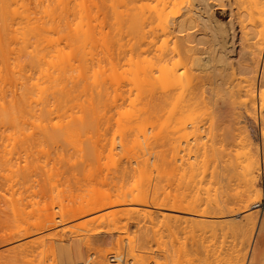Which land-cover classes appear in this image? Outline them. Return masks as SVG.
Listing matches in <instances>:
<instances>
[{
	"label": "bare ground",
	"instance_id": "6f19581e",
	"mask_svg": "<svg viewBox=\"0 0 264 264\" xmlns=\"http://www.w3.org/2000/svg\"><path fill=\"white\" fill-rule=\"evenodd\" d=\"M244 1L245 0H243V2ZM247 1L250 7V14L254 13L257 15V17H253L251 29H249L250 33L249 31L247 32V34L242 32L243 34H245V37L241 39V37L239 36V30H237L236 27L237 23L235 21V12L232 0H0V23L2 25V27L0 25V264H44L43 255L48 251H53V246H55L54 236L57 237V234L59 235L61 231H65V233L61 232L64 234H66V231H69L71 233L86 232V234L92 233V235H99L105 232L109 233L110 229H112L110 227H113L112 230L120 234L116 243L117 249L115 250L119 252L121 249H123V243L126 242L129 248V255L131 256L130 263L133 264V260H135L138 264H143L144 262L143 257L137 253V247L138 249L145 248V246L149 245V243L151 244V242L153 241H156L157 243L159 241H161V243L164 242V233H167L165 234V237L166 235H170V238L174 237L171 240L174 241L175 239L174 244H176L177 238H175V236L177 235L176 233H178L176 232V229L178 230V222H184L186 224L190 223L191 225L196 226L197 228H194L198 229V233L201 230L203 232L205 231L203 233V236L208 231L210 233H213V235H210V233H207L206 235L211 236L210 240L212 239V237H215L213 238L214 241L212 242L209 240H205L208 242L206 243L203 239L204 246L202 245V247H212L211 242L213 243V245L216 241H221V243L224 242L225 238H227V233L225 232L224 234L226 237H224V240L221 239L218 241L220 232L225 229L223 227L224 224L225 226H228L230 223L233 227L232 222L235 221L232 220H234L237 214H241V212H245L248 209L252 208L249 204V201L251 202V197H253L254 191L257 195L261 192H259L260 187L257 185L258 176H256V172L260 171V160L258 154L259 151L257 152L258 148L256 149L257 146L254 145V150V147L252 148L251 145L247 144V146H249L246 148L247 151L244 150V152L242 150V155L238 153V155L236 154L238 157L236 156L237 160L236 162H234L237 164H235V167L238 171L241 169V178L237 175L236 178H240L241 180H239L242 182L240 183L238 180L237 185H239V183L242 184V186L240 187H243V190L239 195L240 198L236 195V193L238 194L239 191L235 193V195L239 198V201L236 202L235 199L237 200V197L235 198L234 196V200L232 201V197L229 198L226 197L227 195L225 196L227 188L224 191L225 193H222L223 190L221 189L224 187L225 183L220 189V186H222L223 184L221 183V179L223 176L220 175H223L225 171L227 173V171L229 170L227 168L230 165L227 167H225L224 165L226 170H223V173L221 171L220 173L222 174H218L219 172L216 171V168L218 166H214L215 169L213 168L214 170H211L212 174L210 170L208 172L211 175L210 179L207 177L208 180H206V176H208L206 175L207 172H205V170L203 169L202 173L201 170V168H203L204 164L206 163L205 161H207H204L202 159H204L206 155V157L209 158L208 155L210 154V152V156L215 155L216 151L213 149L215 146L211 148L213 145H210L208 147L212 149H208V151L206 148L208 145H206L204 141V143H201V141L198 140L200 139V137H202L200 136V133L202 132L200 131L199 133V129L201 127L199 128L198 124H201L200 121L203 117L199 121L197 120V118H199L197 116V113L200 112V110L198 112L196 111V113L192 112L196 107V104L200 103V101L196 102L195 100L199 97L198 92H195L192 87L191 89H193L194 93H197V96L192 93L193 91H188L190 95L195 96V98L192 96H187V98H184L183 94L185 95V93L183 92H185L186 90H183L181 95L177 93L175 94V88H173V91H169L174 92V94L167 93L164 95L161 93L163 95L161 96V94L159 95L156 92L155 93L157 95H155L153 91L155 88L153 87L156 85L155 83H157L156 81L158 79H160L158 80V82L162 80L166 82L167 80L162 76L166 75V73L168 72V70L166 69L171 66V63L169 66L167 64H169V59H171L172 62L173 57L170 58L166 55H176L180 59V56L178 54L181 52V50L182 52H191L192 49L188 46V44H191L190 42H196L197 45H199L206 39L205 38L203 40V36L199 37L200 35L198 36L197 34H195L197 32H191V30H194L196 27H198V24L206 25L210 30L209 32H211L210 39L213 43L212 53L214 57L209 56V58H201L202 60H200V57L198 58L197 56H195L197 58L191 57L193 59L188 60V58L185 61L188 60L190 65H193L194 67L196 66L198 68L205 67L203 65H211V70L219 66L231 67L232 69V67L236 63L239 64L238 74H240V79H242L238 85H244V88L240 86L237 87L242 88V90L245 89V92L242 91L240 93H244L243 95H245L246 93L245 96H247V98L245 96L244 98L240 97V99L242 100L240 105L244 108V110H246L247 113L256 109L255 97L257 92V96L259 99L258 108L260 113L259 121L261 126L262 124L264 125V116H261V109L264 107V91H260L261 89H259L260 86H264V56L261 68L258 67L259 64H257L259 63V54L261 52L260 40L264 38V0ZM155 2L157 3L156 5H154ZM216 7H221L222 9L224 8V10L227 12L229 19L226 22L217 19L214 16L213 9H215ZM171 8H178V11L175 9L178 13L173 10L176 16L172 13L173 11H170L171 13L168 11L171 10ZM203 10H206L208 16L203 15ZM167 11L168 14L170 13L171 15L168 16ZM102 12L104 16L102 15ZM101 16H103L104 20H106H102ZM108 18L113 21H111L110 24H112L111 26L114 31L115 39L112 35L113 31L109 32L111 27L107 30L108 32H105V26L102 25L108 23ZM100 20H102L103 22H101ZM98 21H100L101 23ZM99 23L102 25L101 28L103 30L99 29ZM258 27H261V29H258ZM124 30H126V35L128 34L129 36L131 35L133 37L128 38V41L131 38H135L136 42L134 41V43L139 42L138 46L133 43L130 45L125 44L123 46V49H125V51H127L128 48L125 47L126 45L131 48L135 45L138 47L137 48L135 46L138 52V55H136V57L138 58L135 57V59H132L135 60V62L133 61L134 63L131 60V57L135 56H132L133 49L130 48V50L132 51H130L131 53L127 51L130 54H127V56H131L130 61L132 62L130 64L128 58V60H126L128 61L127 64H130V66L133 67L131 69V67L129 68L128 66L129 69L127 68V71L124 67V71L119 67L117 68V66H123V64L125 65V61L123 62L122 60V63L120 65V57H118L119 62L117 60V63L119 65H115V63L113 62L116 61L114 59L116 55L114 54L115 49L113 47L119 45V47H116L117 49H121L120 41L122 39L120 40L119 38L121 35L122 37L124 36ZM189 32H191V34ZM184 33L188 34H186V36H181ZM156 35H159V39L160 36H163L164 38L166 37V40H164V44H168V38L172 37L173 40H169L170 45L173 43L172 49L170 48L171 50H169V47L171 46L165 45L166 47H168L167 51L171 53L167 54L168 52L166 50H161L160 52V50L158 49V45H160L163 41V37L160 39V41H162H159L160 44L156 46L158 40ZM116 36L119 37L117 38ZM125 36L123 38H125ZM155 39H157L156 42ZM243 41L245 42V46ZM124 42H121V44H123ZM241 42L243 43V45ZM240 45L241 47L244 46L241 49L242 51H238V47H240ZM155 49L160 52V55H164V58L161 59L159 56H155V52H157V50L155 51ZM121 50L119 51L122 52ZM110 51H112L115 57L112 58V56L114 55L110 53ZM194 51L195 50H193V52ZM122 53V55H124V52ZM109 54L112 55V61L108 62L110 63L109 65L107 63V68V66L103 63L107 62V55L109 56ZM187 54L188 53H186L185 57H189L187 56ZM200 56L203 57V55ZM95 57L97 59L96 62L93 61L95 60ZM157 57H159L160 60ZM239 57H241L243 60L245 58L244 62L242 61V59H239ZM105 58L107 59L106 61ZM156 58L159 60L157 62H160L159 67L158 65H156L159 64L156 62ZM165 59L168 60L166 61ZM163 61L164 65L162 64V67L161 62ZM165 62H168L166 64L168 67L165 65ZM95 63H97V65ZM182 64L183 69L186 70V68H184L185 63ZM177 65L180 66V64ZM156 66L158 68V71L160 69L161 73H159V76L161 77L158 78L156 77L157 74L155 73V71H157V69H155ZM176 66H174V70H176L175 68L179 67ZM188 66L187 68L189 69ZM236 67L238 66L236 65ZM170 69L171 68H169V70ZM130 70L132 71V73H130ZM185 70H183L184 74L186 73L187 75H189L187 78H185L186 75H183V77L185 76L184 78L186 79V81L183 77L182 78L184 80L178 76V72L176 73L173 70L169 71L168 75L171 76V79H177L175 82L173 81V83H176L178 81L177 84L181 87H185L187 85V89L189 88V85L190 87L191 85H196L195 87H197V83L200 82V80H198L200 76H198V78L195 76L198 81L197 83H195L196 81H194L195 84H192V80L194 77L191 78V75L187 73V70ZM219 70L220 69H218V72ZM121 71H126L132 74L131 77L133 79H131L132 81L130 80V82H134L132 84L137 85V93L135 96V98L137 97V99L136 101L131 99V101L135 102H132V104L129 100L130 104L128 105L130 106H127L128 108L126 107V109H124L125 107L121 108L114 106L117 109L116 113H114L113 115L108 111V109H110V105L107 106V103L109 104V102H107L108 97L106 99H104L105 97H103L105 94H107V91L105 90L106 88H104V90L106 91L104 92V94L103 90H101L103 88L100 85H104L101 84L102 81L106 84L107 79L108 81L113 80L112 82L114 83V81H121V78L123 76L129 78L127 77V74L129 73H123L124 75H121ZM232 71H234V69ZM214 72L216 73V71ZM194 74L196 75V73ZM92 82H95L94 84L97 87L96 90L95 86L94 89L92 87L91 90V86H93ZM113 83H110L111 86L114 85ZM107 86H109V83ZM181 87L179 89V92L181 90ZM214 87L218 88V86ZM113 88H116V86ZM119 88L120 87H118V89ZM191 89L189 90L191 91ZM198 89H196V91L198 90L200 93L202 90L200 91L199 86ZM214 91L216 90H211V92L213 93ZM114 92L116 93V90H114ZM118 92L116 95L117 98L119 95H121V93H119L118 95ZM203 93L204 92L202 91V95ZM240 95L242 96V94ZM157 96L159 97L156 98ZM119 98L121 97L119 96ZM245 98L246 100H244ZM200 99H197V101ZM113 101L115 103L116 100L113 99ZM202 102L200 104H202ZM165 105H168L165 107V109L167 107L169 109V106L172 107L171 109H169L170 111L168 112V114H166L168 115L166 119L165 117H162V112L165 113L168 111L167 109L165 110L162 108ZM194 105L195 107L193 108ZM106 106L109 108L107 109ZM158 108H162L163 111L160 109L162 111L160 112ZM197 108H195L194 110L200 109ZM203 108L205 107L203 106ZM255 111L256 110H254V112ZM108 113L110 115H108ZM192 113H195L196 116ZM158 115H162L161 118L163 119L160 120ZM106 116L109 117V119ZM113 116H115V118L116 116L118 117L117 119H115ZM140 117L142 118L141 120ZM193 117H196V119H194ZM112 118L116 121V134L114 132L111 137H107V134L105 133H107L106 131L108 127L103 123ZM151 118L154 119L153 122L155 123L153 124H156V122H158L159 124V122L162 121L163 123L162 125H160V122L159 127H162L166 130L172 126L168 118H171L172 122L175 121L176 124H172L174 127L177 126L174 129L175 131H177V133L173 129H171L173 127L170 128L171 130L166 131L167 134V132L170 133L173 130L174 133L172 132L170 135L179 134L177 138L174 136L169 137L171 139H178L177 141L174 139L175 142H173L172 140V147L169 143V147L172 148V156L169 157H172L173 161L171 160V158L167 160L166 156H164L163 154L164 157L159 156V159L161 161L156 160L158 161L159 165L158 163H155V159H157L158 157L154 156V153L157 154V152H155V150L153 151V148H156V146H151L150 144H152L154 141L157 142L160 139L158 144L161 145V141L164 143V140H162L161 138L163 134H158L161 136L159 138L154 135V132H156L159 127L156 130L154 129V127L158 124H156L155 126L152 125ZM196 120L197 122L199 121L197 124ZM166 122H169L168 124L171 126H168ZM101 125H104L103 132ZM165 125L168 128H166ZM150 126H154L153 129L155 131ZM105 127L107 128L105 129ZM149 127L151 131L148 129ZM162 128L160 130L161 132H164ZM128 130L130 131V134L132 133V136H129L130 134L128 133ZM118 133L121 134L119 135L120 141L116 142L115 136L117 135L118 137ZM151 134H153L158 140H155V137ZM124 135H127V137H125ZM151 138L152 141L154 140L153 142H151ZM164 138L167 137L163 136V139ZM189 138H191V141L193 140L195 143L193 144V142H190ZM141 139H143V141ZM59 143H61L60 146L63 147V151L64 146H62V144L67 146L66 150H69L68 152L72 151L71 156L67 152L68 156H70V160L71 157H74V152L76 153L74 155H77L75 156L76 158H78L79 155V162L77 163L82 164V169L85 167L84 171L85 169H87V171H91L92 169L93 172L91 173L95 175V169L99 165L103 164L104 166L106 165L105 163H107V166H104L106 170L109 169L107 168L108 165L111 167L113 166L115 169L117 167H120V170L118 169L119 175L114 171V173L117 174L115 175V178L117 176L121 177V180H119L118 182H125L128 178L132 179V176L136 179V181L130 186L123 185L124 183H122L120 187L116 186V183H112L113 185L109 189H106V187L104 188L103 185L105 183H102V189H100V180L102 179L101 177L99 179V173L102 174V170H100L99 173H97L96 171L95 176L99 174L97 178L99 179V181L96 178H94V181L96 179V182L98 181L99 185L96 186L97 183H94L93 181L92 184L94 183L93 186L96 187L91 190L93 186L91 188L90 185L89 187L91 189L87 191V194L85 192L86 196L84 194V197L81 195L82 198L79 197L76 200L72 199L74 201L71 202L70 205L69 203L70 201H72L71 199L68 200L69 203H66L65 200L64 202L65 204H67L65 205L63 202L64 198L62 199L59 196L61 198L60 199L58 197L60 199V202H57L58 200L55 201V199V202L51 201L53 203V206L55 203V206L60 204L58 206L59 210L58 208H56V210L58 211H55V209L51 205V202L50 205L52 207L49 205L51 208H48L49 206L44 207V205H42L44 209H42L41 207V209L39 210V205L42 201L44 202L45 200H42L44 196L42 197L41 192L44 191V195L45 191L48 189L47 188L46 190H44L43 188H41V177L42 175L44 177V168L50 166L48 168H51V174L50 172H48L50 171L48 170V168H45V170H48L47 172L49 173V177H54L55 174H58L53 173V171L55 172V170H53L54 167L55 169L57 168V163L60 162L61 164L63 163V161H67L65 156L67 154H64L66 150L62 154H59L57 158L51 159L48 156L49 151L46 148H58ZM204 144L206 146H204ZM262 146L264 149L263 133ZM171 148H169V150ZM263 149L262 151H264ZM213 150L215 151V154L212 155ZM167 153L168 154H165L169 155V152ZM199 153L200 155H203L202 159H200L201 156L199 155ZM104 159L106 160L105 162ZM199 159L204 161L205 163L203 162L204 164L202 165V161H199ZM76 160L77 159H75V163L74 161L72 163H69L68 160L67 162L69 163V166L63 163L61 164L60 168L62 167V165H66L61 169L65 170L64 172L67 171L66 173H68L70 169L67 170V168L70 167V164H73V166L71 165L72 168H74V166L78 167V164H76ZM165 160L166 163L164 165ZM169 160L172 162H169ZM212 160H214V156ZM167 162L169 163L167 164ZM215 163H217V161ZM261 163L263 164L264 162ZM55 164L57 165L55 166ZM52 165H54L53 168ZM86 166L88 167L86 168ZM103 166L99 167L104 168ZM161 166H165L166 168L172 170L171 172H165V174L163 171V167L161 169ZM60 168L57 169V171L61 170ZM102 168H98V171ZM154 168L159 169L157 171H162L160 172V174L162 173L161 177H164V174L167 176L168 173V176L171 179L172 177L170 175L176 176V173L179 174V178L177 176V178L179 179L178 181L181 180L182 182H177L178 184H181V186L183 185L181 188H183L184 190L179 189L180 186H178V189L181 191L183 190V192L180 191L181 194L177 195L176 192H174V194H170L171 192H169V190L167 191V193H165V190H163L162 193V190L159 189V186H161L159 184L160 182H157L159 184V191L157 189V186L153 185L155 184V181L153 182V178H151L153 172L151 170ZM74 169L72 171H74ZM205 169L208 168L205 167ZM75 170L77 171L78 168ZM87 171H85V173ZM89 171L87 172V174H85V176L88 175V179L92 178L93 175L89 173ZM47 172L45 171L44 173ZM70 172L71 170L69 171V173ZM76 173L77 172H75V174ZM228 173H232V169ZM234 174L235 173L233 171V175ZM227 175L231 176V174ZM104 176L105 178L107 177L106 174L103 175V177ZM168 176L167 178L169 179ZM44 178L46 180V177ZM105 178H103V182L107 181L106 183H109V180H105ZM173 178L176 179V177ZM54 179H51V181H53ZM45 180L43 182H45ZM112 180L115 179L112 178ZM174 181L172 182L175 183ZM224 182L228 181H226L225 179ZM113 186H115L114 188H117L114 189ZM162 189L164 188L162 187ZM219 189L221 190V192ZM175 191L179 192L178 190ZM228 192L230 191L228 190ZM48 194L50 193L48 192ZM249 194H251V196ZM230 195L232 196L234 194L230 192L229 196ZM27 198H29V200L30 198L34 199V207L38 205V209H34V211H37L35 212V216L37 215L38 218H35L33 215L34 207L32 205V213L31 210L29 211L28 207L30 206L27 203H30L31 200L29 201L27 200ZM38 198L40 200H38ZM250 198L251 200H249ZM26 207L28 208V211H25L27 210ZM27 214H30L31 216L33 215V219L36 220L31 221V218L27 220ZM24 215H26V218L24 217ZM245 216L247 215L245 214ZM131 222H144L145 224L149 223V225H151L150 228L152 227L151 230L153 229V232L150 230L141 232L139 233L140 235L137 239L136 237H130L128 230L129 224ZM103 224L107 226L104 227ZM108 226H110V229L107 228ZM211 229L216 232H211ZM251 230L253 231V228H251L250 231ZM201 232L200 234H202ZM231 232L232 231L230 230V234ZM150 233L153 234L152 237ZM214 233L218 236H216ZM86 234L84 235L78 233L74 238L71 239V241L69 240V244L64 245L63 243L59 242V245L56 246L58 247L57 250L59 249L58 262L54 258V260L50 264H89L90 260H93L95 255L101 260H99L98 262H101V264H103L106 262H104V260L107 258V255L109 253H116L114 252L115 250H103L100 248V246L99 248H94L93 244L90 242L91 240L88 238L91 236H89V234ZM68 235L70 236V233ZM197 235L193 236L197 238ZM221 235L223 236V233H221ZM208 237L207 239H209ZM61 238L64 239L63 237ZM193 239L195 240V238ZM198 241L197 243L199 244L200 242ZM217 242L215 244L216 246L219 245H217ZM164 244L167 245V242H164ZM207 244H209V246ZM258 244L255 240L254 246L256 249H258ZM172 247L177 248L178 246ZM181 247L182 246H180V248L178 247V249H180L179 252H182ZM199 247L201 248V245ZM220 247L218 246L217 250H219L218 248ZM213 248L214 247L210 249V252L216 254L217 251L213 252L216 248H214V250ZM199 250L201 254L203 250L205 251L203 252L206 253V249L202 248V250ZM208 250L204 255L206 256L207 254H209V256H213V254L209 253ZM167 251L169 252L170 250ZM167 251L166 253H168ZM177 251L176 253H179ZM221 252L219 251V253ZM227 252V254L230 253L229 250ZM232 252L234 253L233 250ZM223 253L226 252L224 251ZM170 254L172 255V253ZM221 254L219 257L222 258L224 255L221 256ZM236 254H234V256ZM240 254L238 255L240 256ZM230 255L231 257L233 256L232 254ZM198 256L200 257V254ZM217 256L215 258L216 260L218 259ZM97 257H95V259ZM213 258L214 257H210L209 259L211 260ZM229 258L226 257L224 259H227L229 261ZM92 260L91 262L94 263V261ZM205 260L206 259H204V261ZM206 261L208 262V260Z\"/></svg>",
	"mask_w": 264,
	"mask_h": 264
},
{
	"label": "rangeland",
	"instance_id": "374dc122",
	"mask_svg": "<svg viewBox=\"0 0 264 264\" xmlns=\"http://www.w3.org/2000/svg\"><path fill=\"white\" fill-rule=\"evenodd\" d=\"M233 1V5H234V12H235V21H236V27H237V30H239V36L241 37V39L242 38H244L245 37V34H243V33H246L247 34V32L249 31V33H250V30L249 29H251V24H252V21H253V17H257V15L256 14H250V7H249V5H248V1L247 0H245L244 2H243V0L240 2V1H238V0H232ZM157 3L155 2V4L154 5H156ZM168 9H170V8H168ZM167 9V10H168ZM178 9V8H171V10H168L169 12L171 11H175L176 13H178L176 10ZM168 11H167V14H168ZM174 11L172 12L174 15H175V13H174ZM170 12V13H171ZM168 14V16L169 15H171V14ZM202 13H203V15L205 16H208L207 15V12H206V10L204 11H202ZM213 13H214V16L217 18V19H220V20H222V21H224V22H226L228 19H229V17H228V14H227V12L224 10V8L222 9L221 7H216L215 9H213ZM165 14H166V12H165ZM101 15V14H100ZM102 15H103V12H102ZM174 15H172V16H174ZM104 16V15H103ZM103 16H101L102 17V20H104V18H103ZM176 16V15H175ZM109 19V18H108ZM102 20H100L101 22H103ZM106 20V19H105ZM104 20V21H105ZM100 21H98V22H100ZM111 21L112 20H110L109 19V21H108V23H106L107 24V26H109V27H107L106 26V24L104 25V24H102L103 26H105V28H104V30H105V32L110 28V30H109V32L110 31H113V29H112V24H110L111 23ZM100 22V23H101ZM113 22V21H112ZM99 23V24H100ZM99 24H98V27H100L99 29H102L101 27H102V25L100 24V26H99ZM109 24V25H108ZM0 25H1V23H0ZM198 27H196L194 30H191V32H197V33H195V34H197L199 37H202V39L204 40L205 38V40H204V42L202 41L201 42V44H199V45H197V43L196 42H190L191 44L189 45L188 44V46L192 49L191 50V52H185V51H183L182 52V50H181V52L178 54L179 56H180V59L175 55V54H173V55H175V56H172V54H171V56H169L170 54L169 53H171V52H168L167 50V48L168 47H166V46H171V47H169V50H171L172 49V47H173V43L170 45V42H169V40L170 39H172V37L170 38H168L169 40H167V42H168V44L166 43V44H164V40H166V37L164 38L163 36H160V39L163 37V41L161 42L160 41V39H159V35L157 36V38H158V40L157 39H155V42H156V40H157V44H156V46L158 45V44H160L159 43V41L161 42V44H162V46H161V44L160 45H158V49L160 50V52H161V50H166L167 52V54H169V55H166V56H168V57H170V58H172V62H171V59H169V64H167L166 62H165V65L167 64L168 66L170 65V63H171V66H169V68H171L170 70H169V68H167L166 70H168V72L169 71H171V70H173L174 72H178V76L179 77H183V75H186V77L185 78H187L189 75H187L186 73L184 74V72H183V70H185V69H183V64L182 63H185L184 64V68H186V70L188 71L187 73L188 74H190L191 75V78L192 77H194L193 78V80H192V84H195V83H197V81L198 80H200V82H202V83H200V82H198L197 83V87H195V86H193V85H191V87H190V85H189V88L187 89L186 87H188V85L187 86H185V87H181L180 85H178L177 83H178V81L176 82V83H173V81L175 82L177 79H171V76H169L168 75V72L166 73V75H163L162 77H164V78H166L167 80H166V82L164 81V80H162V81H159L158 82V80H160V79H158L157 80V78L158 77H161V76H159V73H160V69H159V71H158V68H157V66H156V68L155 69H157V71H155V73L157 74V78H156V82L157 83H155L156 85L153 87V88H155L153 91H154V93L156 92L157 94H167V93H173L174 94V92H175V94L177 93V94H181L182 95V91L184 90H186L185 92H183V93H185V95L183 94V96H184V98L186 97L187 98V96H192V97H194L195 98V96H197L196 94L197 93H194V91L195 92H198V95H199V97L197 98V99H200V98H202V99H200V100H198L197 101V99H195L196 100V102H199L200 101V103L202 102V104H200V103H197L196 104V107H195V105L193 106V108L195 107V108H197V106H198V108H200L201 106V108L200 109H198V110H194L193 109V111L192 112H195L196 113V111L198 112L199 110H200V112H198L197 114V116L199 117V118H197V120H199L200 121V119H201V121H200V123L202 124H198L197 126L200 128L199 129V133H200V131L202 132V133H200V136H202V137H200V139H198L199 141H201V143H204L205 142V144L206 145H208L206 148H207V150L209 149V150H212V149H210V148H208L210 145L212 146L211 148H213L214 146L216 147H214L213 149L216 151V154H215V151L213 150V153H212V155L213 154H215V155H213L214 156V160H212L213 159V156H210L211 155V152H210V154L208 155V157L209 158H207L206 156V158L204 157V159H202V157H203V155H200V153H199V155L201 156V158L200 159H202V160H207V161H202V160H200L199 159V161H202L201 163H202V165L204 164V167L203 168H201V170H202V173H203V169L205 170V172H207V174L206 175H208V176H206V178L208 177L209 179H210V177H211V175H210V173H208L209 172V170L211 171H213L215 168H214V166H218L216 169V171L217 172H219L218 174H222L223 173V170L225 171L226 169H225V167H227V166H229L227 169H229L228 171H227V173H226V171L223 173V175H220V176H223L222 177V181H221V183H223L222 184V186H220V189H221V187H223V185H224V183H225V185H224V187L221 189V190H223L222 191V193H225L224 191H225V189L227 188V190H226V193H225V196L226 197H232L233 198V196L236 198L237 196L240 198V194H241V191L243 190L242 188L243 187H240V186H242V184H240V183H242L240 180V178H241V169L238 171V170H236V163H234V162H236V160H237V155L238 154H241L242 152V150L244 151V150H246L247 151V147H249V146H247V144H249V145H251V147L253 148L254 147V150H255V146H257L256 147V149H257V152H258V154H259V160H260V171H258V172H256V176H258V178H257V185L260 187L259 189V194L257 195V194H255V191H254V194H253V197H251L252 198V200H251V198L249 199V200H251V202L249 201V204L251 205V207L252 208H250V209H248L247 211H245V212H241V214L239 213V214H237V216L234 218V220H232V221H235V222H232L233 223V227H232V224H230L229 223V225L228 226H225V224H224V228L225 229H223L221 232H220V234H219V236L218 235H216L215 233V235L216 236H218V241L219 240H224V237H226L227 236V238H225V240H224V245H223V243H221V241H219V242H217V245L220 247V246H224L223 247V249H222V247H220V248H218L219 250H217V247L218 246H216L215 244H216V242H215V244L213 245V241H214V239L213 238H215V237H212V239L210 240V238H211V234L213 235V233H210L209 231H208V229H207V231L208 232H206L205 233V235L204 236H206V237H204L203 236V233L205 232H203L202 230V234H200V232L198 233L197 231H198V229H195V228H197L196 226H194V225H191L190 223V225L189 224H186V223H180V222H178L177 223V228H178V230L176 229V232H178V233H176L177 235L175 236V238H177L176 239V244H174V242H175V239H174V241H172L171 239H173L172 237L170 238L169 236L170 235H166V237H165V234H167V233H164L163 234V241L166 243L167 242V245L166 244H164V242H162L161 243V241H159L158 243H159V245H158V243L156 242V241H153V242H151V244L149 243V245H147V246H145V248H139L138 249V247H137V253L138 254H140L142 257H143V264H264V163L262 164L261 162H264L263 160H264V151H262V149H263V146H262V133L264 134V127H262V126H264L263 124H262V126H261V124H260V119H259V116H260V113H259V108H258V104H259V99H258V96H257V92H256V97H255V103H256V109H254V110H256L255 112H254V110L253 111H251V112H248L249 113V115H248V113L246 112V110H244V108L240 105V103H241V99H240V97L241 98H244V96L246 95V93H245V95H243L244 93H240V92H245L244 90H242V88H244V85H238L240 82H241V79H240V74H238L239 72V64H235L233 67H232V69H231V67H225V66H219V67H217L218 69H220L219 70V72H218V69L217 68H215V69H213L214 71H216V73L213 71V70H211L212 68H211V65H209V66H206V65H203V66H205V67H194L193 65H190V63H189V61L188 60H190V59H193L195 56H197L198 58L200 57V60H202V59H204V58H209V56L210 57H214V55H213V51H212V49H213V43L211 42L212 40L210 39L211 38V32H209L210 30L208 29V27L206 26V25H202V24H198L197 25ZM1 27H2V25H1ZM0 27V28H1ZM204 27H206V28H204ZM112 29V30H111ZM258 29H261V27H258ZM103 30V29H102ZM197 30V31H196ZM108 32V31H107ZM124 32H125V34H123L124 36L126 35V30H124ZM191 32H189L190 34H191ZM199 32V33H198ZM243 32V33H242ZM123 33V32H122ZM210 33V34H209ZM186 34H188V33H186ZM186 34L184 33L183 35H181V36H186ZM243 34V35H242ZM112 35L114 36V31L112 32ZM112 35H111V37H112ZM128 35V34H127ZM125 36V38H127V39H125V38H123L122 37V35L120 36V45H121V49L119 48V49H117V47H119V45H116L115 47H113L114 49H115V52H114V54L116 55V57H115V55L112 53V51L114 50H112V51H110V53H112L114 56H112L111 54H109V56L107 55V59L105 58V61L107 60V62H104L103 64L104 65H106L107 66V68H108V65L110 64V63H108L109 61L111 62L112 61V58L113 57H115L114 59L116 60V61H113L114 63H115V65H119L118 63H117V60H118V62H119V58L118 57H120V65H121V60L124 62L125 61V65L123 64V66L121 65V66H117V68L119 67V68H121L123 71H124V69H123V67L126 69V71H127V68H128V66H129V68L131 67L130 66V64L134 61L135 62V60H132L133 58L135 59V57H136V55H138V52H137V46H138V44H139V42H137V43H134V41L136 42V40H135V38L134 39H132L133 37L130 35H128V36ZM193 36V35H192ZM195 36V35H194ZM117 37V36H116ZM119 37V36H118ZM117 37V38H118ZM130 37H132L131 39H132V41H131V39L128 41V38H130ZM116 38V39H117ZM114 39H115V36H114ZM114 39H113V41H114ZM124 39V40H123ZM183 39H184V37H183ZM210 39V40H209ZM148 40H150V39H148ZM173 40V39H172ZM207 40V41H206ZM119 41H118V43H119ZM125 41V42H124ZM126 41H127V43H126ZM130 41H131V43H130ZM171 41V40H170ZM175 41V40H174ZM180 41V40H179ZM182 41V40H181ZM192 41V40H191ZM121 42H124L123 44H121ZM129 42V43H128ZM173 42V41H172ZM136 44L135 46L137 47V48H135V46H133L132 48L131 47H129L128 45H130V44ZM242 43V42H241ZM243 43H244V46H245V42L243 41ZM243 43H242V45H243ZM260 46H261V52H260V54H259V63H257V64H259L258 65V67H260L261 68V65H262V60H263V56H264V38L263 39H261L260 40ZM125 44H128V45H126L125 47H128L127 48V51L129 52V53H131L132 51L130 50V48L131 49H133V52H132V56H134V57H131V56H127V54L128 55H130L127 51H125V49H123L124 47V45ZM166 45V46H165ZM161 46V47H160ZM165 46V47H164ZM193 46V47H192ZM196 47V49H195V47ZM243 46V47H244ZM243 47H241V45H240V47H238V51H242L241 49L243 48ZM160 48H163V49H160ZM171 48V49H170ZM117 49V50H116ZM119 50H121L122 52H124V55H122L123 53L122 52H120ZM157 49H155V51H156ZM193 50H195L194 52H193ZM118 51V52H117ZM131 51V52H130ZM117 52V53H116ZM127 52V53H126ZM137 52V53H136ZM157 52H159L158 50H157ZM157 52H155L156 54H155V56L157 55V56H159L161 59L162 58H164L162 55H160V52L159 53H157ZM121 53V54H120ZM133 53H135V54H133ZM184 53H185V55H184ZM186 53H188L187 54V56H189V57H185L186 56ZM192 53V54H191ZM195 53V54H194ZM119 54V55H118ZM126 54V55H125ZM159 54V55H158ZM182 56H181V55ZM194 54V55H193ZM118 55V56H117ZM193 55V56H192ZM200 55H203V57L202 56H200ZM111 56H112V58H111ZM122 56H126L125 58L124 57H122ZM130 57H131V60H132V62L130 61ZM159 57H157L159 60H160V58ZM175 57H177V58H175ZM191 57H193V58H191ZM197 57H195V58H197ZM124 58V59H123ZM128 58H129V60H128ZM136 58H138V57H136ZM156 58V62L157 61H159L158 59ZM166 58V57H165ZM189 58V59H188ZM202 58V59H201ZM113 59V60H114ZM186 59H188L187 61H185ZM239 59H242L241 57H239ZM96 57H95V60H93V61H95L96 62ZM126 60H128V61H130V64L128 65L127 64V62L128 61H126ZM137 60V59H136ZM164 60V59H163ZM166 61L168 60V59H165ZM244 60H245V58H244ZM244 60L242 59V61L244 62ZM133 62V63H134ZM174 62V63H173ZM242 62V63H243ZM94 63V62H93ZM106 63V64H105ZM107 63H108V65H107ZM157 63H159V64H156V65H158V67L160 66V62H157ZM172 63H173V65L174 66H176L177 64H180V66L179 65H177L176 67H178V68H175L176 70H174V66L172 65ZM96 65H97V63H95ZM127 64V65H126ZM162 64L164 65V61L163 62H161V66H162ZM189 66H188V65ZM202 64H203V62H202ZM256 64V65H257ZM93 65V64H92ZM166 65V66H167ZM236 65L238 66V67H236ZM126 66V67H125ZM166 66H164V67H166ZM167 66V67H168ZM186 66V67H185ZM187 66L189 67V69L187 68ZM190 66H192V67H194V68H192V67H190ZM94 67V66H93ZM163 67V66H162ZM128 68V69H129ZM133 67H131V69H132ZM205 68V69H204ZM222 68V69H221ZM225 68V69H224ZM227 68H229V69H227ZM259 68V69H260ZM206 70V71H204V70ZM209 69H210V71H209ZM227 69V70H226ZM234 69V71H232ZM185 70V71H186ZM194 71V72H192V71ZM198 70V71H197ZM199 70H200V72H199ZM225 72H224V71ZM122 72L121 71V75H124L123 73H129V72ZM196 71V72H195ZM223 71V72H222ZM227 71V72H226ZM120 72V71H119ZM181 72H182V74H181ZM192 72V73H191ZM205 72V73H204ZM130 73H132V71L130 70ZM129 73V74H130ZM194 73H196V75L194 74ZM223 73V74H222ZM129 74H127L128 76L127 77H131V75L132 74H130V76H129ZM161 74V73H160ZM194 74V75H193ZM199 74H201V75H199ZM221 74V75H220ZM259 74V73H258ZM258 74H257V76H258ZM126 75V74H125ZM168 75V76H167ZM181 75V76H180ZM166 76V77H165ZM195 76L198 78V76H200V78H198V80L195 78ZM201 76H202V80H201ZM168 77H169V79H168ZM183 77V78H184ZM121 78V77H120ZM129 78H126V76H123L122 78H121V81H114V83L112 82V81H108V79H107V82L109 83V86H107L108 85V83L106 82V80H105V82H106V84L102 81V83L101 84H104L103 86L102 85H100L103 89H101V90H103V93L104 92H106L107 94H103L104 96L103 97H105L104 99H106L107 97H108V99H107V102H109V104L107 103V106L108 105H110L109 107H110V109H108L109 107H107L106 106V108L108 109V111H109V113H111V114H113L114 115V113H116V109L117 108H115L116 106L117 107H125L124 109H126V107L127 106H130V105H128V104H130L129 102L131 101V99L132 100H135L136 101V99H137V97L135 98V96H136V93H137V85L135 84V85H133L132 83H134V82H130V80L131 79H133L132 77L129 79ZM180 78V79H181ZM182 78V79H183ZM184 78V79H185ZM125 79V80H124ZM183 79V80H184ZM196 79V80H195ZM122 81H124V82H122ZM132 81V80H131ZM169 81H171V82H169ZM185 81H186V79H185ZM194 81H196L195 83H194ZM117 82V83H116ZM119 82V83H118ZM131 83V84H129V83ZM93 84V86H91V90H92V87H93V89H94V86H95V90L97 89V87H96V85L94 84L95 82H92ZM110 83H113L114 85L113 86H111V84ZM118 84V85H117ZM123 84V85H122ZM199 84V85H198ZM242 84V83H241ZM120 85V86H119ZM200 85H202V86H200ZM212 85V86H211ZM109 87V88H107V87ZM116 86V88H113V87H115ZM120 87L119 89H118V87ZM173 86H175V87H173ZM176 86H178V87H176ZM198 86H199V88H200V91L202 90L204 93H203V95H202V91L199 93V89H198ZM214 86H218V88L217 87H214ZM220 86V87H219ZM237 86H240V87H242V88H240V87H237ZM100 87V88H101ZM180 87H181V90H180V92H179V89H180ZM193 87V89H194V91H193V89H191ZM203 87V88H202ZM211 87V88H210ZM235 87V88H234ZM104 88H106L105 90H104ZM173 88H175L174 89V92H171V91H169V90H172L173 91ZM183 88H185V89H183ZM136 89V90H135ZM177 89V90H176ZM189 89H191V91L189 90ZM196 89H198L197 91H196ZM216 90V91H214V93L213 92H211V90L213 91V90ZM259 89H261L260 91H264V86H260V88ZM95 90H94V92H95ZM114 90H116V93L114 92ZM176 90V91H175ZM119 91V92H118ZM121 91V92H120ZM167 91V92H166ZM169 91V92H168ZM178 91V92H177ZM192 92L195 96H193V95H190V93L189 92ZM110 92V93H109ZM117 92H118V95H119V93H121V95H119L121 98H119V96H118V98H117ZM164 92H166V93H164ZM189 94H188V93ZM155 93V95H157ZM191 93V94H192ZM110 94V95H109ZM161 94V96H163ZM200 94H201V96H200ZM214 94V95H213ZM240 94H242V96L240 95ZM108 95V96H107ZM182 96V97H183ZM117 99H116V98ZM159 96H157L156 98H158ZM204 97V98H203ZM246 98H247V96H245ZM135 98V99H134ZM246 98L244 99V100H246ZM103 99V100H104ZM113 99L114 100H116L115 101V103H114V101H113ZM124 100V102H123V100ZM205 99V100H204ZM109 100V101H108ZM130 100V101H129ZM202 100V101H201ZM243 100V101H244ZM106 101V100H105ZM185 101H186V99H185ZM188 101V100H187ZM126 102V103H125ZM132 102L133 101H131V104H132ZM133 103H135V102H133ZM204 103V104H203ZM206 103V104H205ZM260 103H262V102H260ZM118 104V105H117ZM122 104H124V105H122ZM119 105H121V106H119ZM126 105V106H125ZM115 106V107H114ZM166 106H168V105H165L164 107H162L163 109H165V107ZM200 106V107H199ZM203 106L205 107V108H203ZM128 108V107H127ZM130 108V107H129ZM162 108H160L161 110H162ZM172 107H170L169 106V109H171ZM159 109V108H158ZM159 109V110H160ZM168 111L167 112H165V113H163L161 110H160V112H162V117L164 118L165 117V119L167 118V116L168 115H166V114H168V112L170 111L169 109H168V107L166 108ZM165 109V110H166ZM111 111V112H110ZM160 112H159V115H160ZM203 112V113H202ZM246 112V113H245ZM108 113V115H110ZM195 113H192L193 115H195L196 116V114ZM200 113H202V114H200ZM158 115V116H159ZM165 115V116H164ZM157 116V117H158ZM161 116H159V118H160V120H162L163 118H161ZM261 116H264V107L261 109ZM107 117V116H106ZM114 118H115V116H113ZM117 117L118 116H116V118L115 119H117ZM143 117V116H142ZM153 117V116H152ZM108 119H109V117H107ZM107 118H105V119H107ZM111 118V117H110ZM158 118V119H159ZM194 118V117H193ZM115 119H110V120H107L106 122H104L103 124L105 125V126H107L108 127V129H107V133H105V134H107L106 136L107 137H111L113 134H114V132H115V134H116V121H115ZM142 118L140 117V120H141ZM165 119H164V123H165ZM194 119H196V117L194 118ZM151 120H152V125H156V124H158V122H156V124H153V123H155V122H153L154 121V119H152L151 118ZM168 120H169V122H171V125H169L167 122V125L168 126H171V127H173V128H171V129H175L176 127H174L173 126V124L175 123V121L174 122H172L171 121V118L169 119L168 118ZM174 120V119H173ZM197 120H196V124L199 122H197ZM155 121H156V119H155ZM167 121V120H166ZM160 122H161V124H160ZM159 122V124L160 125H162V121H160ZM106 123V124H105ZM108 123H109V125H108ZM173 123V124H172ZM159 124L158 125H156L155 127H154V129L156 130L158 127H159ZM176 124V123H175ZM104 125H101L102 127V132L104 131L103 129V126ZM107 127H105V129L107 128ZM151 127V126H150ZM150 127L148 128L150 131H151V129H150ZM153 127H151L152 129H153ZM165 127H166V125H165ZM162 128V127H161ZM160 127L158 128V130H156V132H154L153 134L156 136V137H161L160 135H158V134H163V136H165V137H167V138H164L163 139V136L161 137L162 138V140H164V143L161 141V145H159L158 143H159V141H160V139L158 140V139H156V137L153 135V134H151V135H153L154 137H155V140H158L157 142L156 141H152V138H151V142H153L152 144H150L151 146L153 145V146H156V148L154 149L153 148V151L155 150V152H157V154L156 153H154V156H157V157H155V158H157V159H155V161L156 160H160L159 159V156L160 157H164V156H166V159L168 160V159H170L171 158V160L173 161V159H172V157H169V156H172V145H171V143H172V140H173V142H175L174 141V137H176L177 138V136H179V134H176L177 133V131H175L176 133V135H170L172 132L174 133V131L172 130L170 133H168L167 132V134H166V131H168V130H171L170 128H168V127H166V128H168L167 130L166 129H163V131L165 132H161V129ZM153 129V130H154ZM203 129V130H202ZM154 130V131H155ZM262 130V131H261ZM118 131V130H117ZM125 131V130H124ZM129 131V130H128ZM127 131V132H128ZM150 131H148V132H150ZM160 132V133H159ZM124 133V132H123ZM129 134H130V131L128 132ZM126 134V133H125ZM149 134V133H148ZM157 134V135H156ZM165 134V135H164ZM202 134V135H201ZM119 135H121V134H119L118 133V137H117V135L115 136V140H116V142H119L120 141V138H119ZM125 137H127V135H124ZM129 136H132V133L129 135ZM172 136H174L173 138L174 139H171V138H169V137H172ZM114 137V136H113ZM121 137V136H120ZM152 137V136H151ZM119 139V140H117V139ZM142 138V137H141ZM202 138H203V140H202ZM111 139V138H110ZM167 139V140H166ZM190 140V142H193V144L195 143L193 140L191 141V138H189ZM142 141H143V139H141ZM165 140H166V142H165ZM171 140V141H170ZM176 141L178 140V139H175ZM167 141H168V144H167ZM204 141V142H203ZM151 142H149V143H151ZM239 142V143H238ZM155 143H156V145H155ZM169 143H170V145H171V147H169ZM236 143H238V144H236ZM252 143V144H251ZM254 143V144H253ZM259 143V144H258ZM192 144V143H191ZM192 144V145H193ZM204 144V146H206ZM61 145V143H59V147L58 148H56V147H48V148H46L49 152V154H48V156H49V158H51V159H54V158H57V156L59 155V154H62L66 149H67V146H65V145H63L62 144V146H64V151H63V147H61L60 146ZM159 145V146H158ZM165 145V146H164ZM237 145V146H236ZM255 145V146H254ZM184 146H185V143H184ZM203 146V147H204ZM239 146V147H238ZM242 146H245V147H242ZM161 147V148H160ZM171 148L170 150H169V148ZM158 148H159V150H158ZM216 149H218V150H216ZM162 152H161V151ZM208 150V151H209ZM264 150V149H263ZM69 151V150H68ZM67 150H66V152L64 153V154H67V155H65L66 156V159H67V161L69 162V163H72L73 161H74V163H75V159H77L76 160V164H78V167H75L74 166V168L75 169H77L78 168V170H79V172H78V170L76 171L74 168H72V166H73V164H70V167H68L67 168V170H71V172L69 173V171H68V173H66V172H64L65 170H63V169H61V168H64L66 165H68L69 166V163L66 161V162H64L63 161V163L64 164H66V165H62V167L60 168V166H61V164H63V163H61L60 164V162L59 163H57V164H55V166L57 165V168L55 169V167H54V165H52V168L54 167V169L53 170H55V172L53 171V173L55 174V173H58L57 175L55 174H53L54 175V177L52 178V177H49V173L48 172H50V174H51V171L52 170H50L51 168H48V167H50V166H48V167H45V168H48V170H50V171H48V170H45V168H44V170H43V174H44V177H46V180H45V178L43 177V175H42V177L44 178H42L41 177V181H42V187L41 188H43L44 190H46L47 188V190H48V192L50 193V194H48V192H47V190L45 191V194L43 195V192H41V194H42V200H44V202L42 201H38V202H41V204L39 205L40 207H39V210L41 209V207H42V209H44L43 208V206L42 205H44V207H46V206H49L50 205V202L51 201H54V199H55V201H57V202H60V199L62 198H64L63 199V202L65 201L66 203H69L68 202V200H72V199H78L79 197H81L82 198V196L85 194V192H86V194H87V191L89 190V189H91L92 188V186H93V184L96 182V179L98 178V175L100 174V176H99V179H100V177H101V179L102 180H100L101 182V184H100V186H99V188L100 189H102V183L104 184H109V185H103V187L105 188L106 187V189H109V188H111L112 187V183H116L117 185L116 186H118V187H120V185H122V183H124L123 185H132L135 181H136V179L135 178H133V176H132V179L131 178H128L125 182L124 181H120V182H118L119 180H121V177L120 176H117L116 178H115V175H119V173H118V171L120 170L118 167L115 169L113 166L111 167V166H109L108 165V167L107 168H109L108 170H106V168L104 167V166H107V163H105L106 165H104L103 166V164L102 165H99V166H103L104 168H102V167H99L97 164V168L95 169V175H96V171H97V173H99L100 172V170H102L101 172H102V174L101 173H99L97 176H95L93 173H91V172H93V170L91 169V171H89V173H91V174H93L92 175V178H89L88 179V175L87 176H85V174H87V169H85V171H87L86 173H85V171H84V168L82 169V164H81V166H80V164L79 163H77V162H79L78 160V158H79V155H78V158H76L75 156H77V155H74V154H76L75 152H74V154H73V156L75 157H71V160H70V156L72 155V151L71 152H68ZM69 153V155L70 156H68V153ZM161 152V153H160ZM164 152V153H163ZM167 152H169V155H166V154H168ZM219 152V153H218ZM240 152V153H239ZM245 152V151H244ZM158 153H160V154H158ZM166 153V154H165ZM170 153H171V155H170ZM238 153V154H237ZM156 154V155H155ZM163 154H164V156H163ZM202 154V153H201ZM208 154V153H207ZM217 154H218V156H217ZM237 154V155H236ZM242 155V154H241ZM199 156V157H200ZM217 156V157H216ZM237 156V157H236ZM263 156V157H262ZM167 157H169V158H167ZM211 157V158H210ZM218 159V160H217ZM220 159V160H219ZM230 159V160H229ZM228 160H229V162H228ZM103 161V160H102ZM101 161V162H102ZM106 160L104 159V162H105ZM161 161V160H160ZM172 161H170L169 160V162H172ZM213 161V162H212ZM217 161V163H215ZM221 161V162H220ZM233 163H232V162ZM162 162H164V161H162ZM169 162H167V164L169 163ZM204 162V163H203ZM220 162V163H219ZM124 163H125V161H124ZM155 163H158V161H156ZM165 163H166V160H165V162H164V165H165ZM213 163H215V164H213ZM230 163V164H229ZM232 163V164H231ZM75 164V165H76ZM160 164H163V163H160ZM236 164V165H235ZM72 165V166H71ZM95 165V164H94ZM116 165V164H115ZM158 165H159V163H158ZM206 165V166H205ZM224 165H225V167H224ZM232 165V166H231ZM117 166V165H116ZM120 166V165H119ZM223 166V167H222ZM79 167H80V169H79ZM88 166H86V168H87ZM95 167V166H94ZM111 167V168H110ZM162 167H163V171H164V173L165 172H168V171H170L171 172V170L170 169H168V168H166L165 166H161V169H162ZM205 167H207L208 169H205ZM220 167V168H219ZM231 167V168H230ZM263 167V168H262ZM61 169V170H59V171H57V169ZM91 168V167H90ZM98 168H102V169H99V171H98ZM159 168H160V166H159ZM164 168H166V169H164ZM210 168V169H209ZM214 168V169H213ZM222 168H224V169H222ZM66 169V168H65ZM74 169V171H72ZM82 169V170H81ZM89 169V168H88ZM119 169V170H118ZM231 169H232V173H228V172H230L231 171ZM237 169H238V167H237ZM157 170H159V169H152L151 171H153L152 172V175H151V178H153V182L155 183V184H153L154 186H157V189H158V186H159V184L161 185V186H159L160 188V190H162V193H163V190H165V193H167V191L169 190V192H171L170 194H174V192H176V194L177 195H180L181 193H180V191L181 190H179V189H183V188H181L182 186H181V184H178V182L180 183V182H182L181 180L180 181H178L179 179V174H177L176 173V176H174V175H170L172 178L170 179V177L168 176V173H167V176L169 177V179L170 180H172V181H174L175 183H173L172 181H170L168 178H167V176L164 174V177L162 176L161 177V174H160V172H162L161 170L160 171H157ZM208 170V171H207ZM47 172V173H44V172ZM114 171L117 173H114ZM157 171V172H156ZM212 171H211V174H212ZM222 171V173H220ZM233 171H234V175H233ZM238 173H237V172ZM75 172H77L76 174H75ZM156 172V173H155ZM169 172V173H170ZM173 172V171H172ZM88 173V174H89ZM158 173V174H157ZM47 174H48V177H47ZM71 174V175H70ZM107 175V177L105 178V176L103 177V175ZM156 174V175H155ZM174 174H175V172H174ZM226 174V175H225ZM227 174H231V176L230 175H227ZM46 175V176H45ZM113 175H114V177H113ZM158 175V176H157ZM236 175L238 176V177H240L239 179L238 178H236ZM77 176V177H76ZM95 176V177H94ZM156 178H154V177ZM177 176H178V178H177ZM232 176H233V178H232ZM235 176V177H234ZM85 177V178H84ZM87 177V178H86ZM90 177H91V175H90ZM158 177V178H157ZM166 177V178H165ZM173 177H176V179L175 178H173ZM224 177H226V178H224ZM50 178V179H49ZM55 178V179H54ZM94 178H96L95 179V181H94ZM103 178H105V180L107 179V180H109L108 182L109 183H106L107 181H104L103 182ZM112 178H114L115 180H112ZM117 178H118V180H117ZM162 178V179H161ZM165 178V179H164ZM208 178L206 179V180H208ZM49 179V180H48ZM51 179H54L53 181H51ZM88 179V180H87ZM91 179H93V180H91ZM99 179H97L98 181H99ZM130 179H131V181H130ZM133 179H134V181H133ZM158 179V180H157ZM224 179V180H223ZM225 179H226V181H228V182H224L225 181ZM234 180V182H233V180ZM45 180V182H43ZM90 180V181H89ZM238 180H239V185H237L238 184ZM260 182H259V181ZM48 183H47V182ZM49 181H50V184H49ZM94 181V183L92 184V182ZM98 181L96 182L97 183V185L96 186H98L99 185V183H98ZM178 181V182H177ZM237 181V182H236ZM159 184H158V183ZM47 183V184H46ZM54 183V184H53ZM125 183H127V184H125ZM230 183H231V185H230ZM233 183V184H232ZM43 184H44V187H43ZM46 184V185H45ZM52 184V185H51ZM156 184H158V185H156ZM183 184V183H182ZM229 184V185H228ZM260 184V185H259ZM51 185V186H50ZM91 185V188L89 187ZM115 185V184H114ZM228 185V186H227ZM234 187H233V186ZM96 186H93V188L91 189V190H93ZM178 186H180V188L178 187ZM232 187V188H230V187ZM52 187V188H51ZM89 187V188H88ZM115 186H113V188H114ZM162 187L164 188V189H162ZM177 187V188H176ZM238 187H240V188H238ZM54 188V189H53ZM88 188V189H87ZM103 188V189H104ZM112 188V189H113ZM117 188V187H116ZM116 188H114V189H116ZM179 188V189H178ZM42 189V190H43ZM87 189V190H86ZM98 189V188H97ZM105 189V190H106ZM158 189V190H159ZM219 189V190H220ZM262 189V190H261ZM50 190V191H49ZM59 190H60V192H59ZM62 190V191H61ZM90 190V191H91ZM159 190V191H160ZM174 190V191H173ZM175 190H178L179 192H177V191H175ZM184 190V189H183ZM183 190L181 191V192H183ZM221 190H220V192H221ZM228 190L232 193V194H234V195H230L229 196V193L230 192H228ZM51 191H52V193H51ZM89 191V192H90ZM240 193H239V192ZM47 192V193H46ZM62 192V193H61ZM236 192H238V194L236 193ZM258 192V191H257ZM256 192V193H257ZM159 193H161V192H159ZM235 193H236V195H235ZM253 193V192H252ZM251 193V194H252ZM62 194V195H61ZM86 194H85V196H86ZM251 194H249L250 196H251ZM46 195V196H45ZM82 195V196H81ZM224 195V194H223ZM255 195V196H254ZM257 195V196H256ZM61 198H60V197ZM260 196V197H259ZM54 197V198H53ZM60 199H59V198ZM84 197V196H83ZM237 197V200L235 199V201L237 202V201H239L238 198ZM33 198H30V200H31V202L30 203H32V204H30V203H27V204H29V206L30 207H28L29 208V211L31 210V213H32V206L34 207V199L32 200ZM27 200H29V198H27ZM29 200V201H30ZM38 200H40L39 198H38ZM234 200V198L232 199V201ZM247 200H248V197H247ZM33 201V202H32ZM54 201V202H55ZM74 200H72V201H70V203H69V205L71 204V202H73ZM78 201V200H77ZM76 201V202H77ZM234 201V202H235ZM28 202V201H27ZM62 202V203H63ZM65 202H64V204H65ZM37 204V203H36ZM48 204V205H47ZM56 204V203H55ZM55 204H54V206H53V203L51 202V205L53 206V208L55 209V211H58L59 210V208H58V206L60 205V204H58V205H56L55 206ZM32 205V206H31ZM50 205V206H51ZM65 205H67V204H65ZM73 205V204H72ZM38 205H36L34 208H33V211H34V209L35 208H37L38 209V207H37ZM48 207V208H51V207ZM27 208V207H26ZM28 208H27V210H25V211H28ZM31 208V209H30ZM56 208H58V210H56ZM36 210V209H35ZM35 212H37V211H34V217L36 218L37 217V215L35 216ZM26 213V212H25ZM28 213H30V212H28ZM245 214L247 215V216H245ZM28 215V217H27V220L28 219H30L31 221H35L36 219H33V215L31 216L30 214H27ZM24 217L26 218V215H24ZM245 217V218H244ZM248 217V218H247ZM38 218V217H37ZM33 219V220H32ZM30 220H29V222H30ZM254 222V223H253ZM144 223V222H143ZM142 222H140V223H135V222H131L130 224H129V235H130V237H136V239L138 238V236L140 235L139 233H141V232H146L147 230H150V231H152L153 232V229L151 230V228H150V226L151 225H149V223H144L143 224ZM252 223H253V225H252ZM104 225V227H106L107 225H105V224H103ZM149 225V226H148ZM176 225V224H175ZM196 225V224H195ZM227 225V224H226ZM221 226V227H222ZM231 226V227H230ZM110 226H108L107 228H109ZM148 227V228H147ZM195 227V228H194ZM91 228V227H90ZM89 228V229H90ZM102 228H103V226H102ZM107 228H106V230H107ZM110 228H112L113 229V227H110ZM109 228V229H110ZM217 228H220V227H217ZM232 228V229H231ZM251 228H253V233L250 231V229ZM112 229H110V232L109 233H107V232H105V233H101V234H96V235H92V233H87L86 234V232H84V233H81V232H78V233H80V234H86V235H88L89 234V236H91V237H88L91 241V243L93 244V246H94V248H99V246H100V248L101 249H105V250H115V249H117V246H116V243H117V240H118V238H119V233H117V232H115V231H113ZM146 229V230H145ZM199 229H200V227H199ZM229 231H227V230ZM206 230V229H205ZM219 230V229H218ZM227 232H226V231ZM230 230L232 231L231 232V234H230ZM193 231H196V232H193ZM211 232L213 231L212 229L210 230ZM61 232H64L65 233V231H61ZM60 232V237H59V235L57 234V237L56 236H54L55 237V239H54V244H55V246H53V253L52 252H46L44 255H43V260H44V264H50L53 260H54V258H55V260L58 262V257H59V254H58V250H57V248L58 247H56V246H58L59 245V242L60 243H63L64 245L65 244H69V242L71 241V239L72 238H74L78 233H71V232H69V231H66V234H64V233H61ZM151 232V233H152ZM213 232H216V231H213ZM218 232V231H217ZM224 232L225 233H227L226 234V236H225V234H224ZM70 233V236L68 235ZM148 233H149V231H148ZM150 233V235H151V237L153 236V234H151ZM162 233V232H161ZM193 233V234H192ZM197 233H198V235H197ZM209 234L210 233V235H206V234ZM221 233H223V236L221 235ZM72 234H74V235H72ZM169 234V233H168ZM230 234V235H229ZM256 234V235H255ZM68 235V236H67ZM196 236L197 235V238L196 237H194V236ZM200 235H202V236H200ZM208 236H210V237H208ZM61 237H63L64 239H62ZM69 237V238H68ZM71 237V238H70ZM207 237L209 238V239H207ZM169 238H170V240H169ZM193 238H195V240L193 239ZM202 238V239H201ZM206 238V239H205ZM217 238V237H216ZM220 238V239H219ZM61 239V240H60ZM203 239H204V242H206V243H208L207 241H205V240H209V241H212L211 242V244H212V247H214V248H216L215 250H214V248H213V252H216V254H214V253H212V252H210L211 250L210 249H212V247H207L206 245V247H202V245H203ZM63 240V241H62ZM70 240V241H69ZM198 242H200L199 244L201 245V248L199 247L200 245L197 243V241ZM217 240V239H216ZM256 240V242H257V244H258V242H259V244H258V249H256L255 248V246H254V241ZM169 241V242H168ZM171 241V242H170ZM57 242V243H56ZM64 242H66V243H64ZM196 242V243H195ZM201 242H202V244H201ZM170 243V244H169ZM205 243V244H206ZM220 243H221V245H220ZM163 244V245H162ZM210 244V245H211ZM62 245V244H61ZM123 249H121L119 252L117 251V250H115L114 252H116V253H109L108 255H107V258L104 260V262L105 263H103V264H110V256L111 255H121V256H124V258H125V260H126V264H133V263H130V259H131V256L129 255L130 253H129V248H128V245H127V243L126 242H124L123 243ZM170 245H172V246H174V247H176V246H178L179 248H180V246H182L181 248V250H182V252H179V250L180 249H178V247L177 248H173L172 246H170ZM176 245V246H175ZM195 245V246H194ZM197 245V246H196ZM199 245V246H198ZM208 246H209V244H207ZM63 246V245H62ZM92 246V247H93ZM166 246V247H165ZM204 246V245H203ZM260 246V247H259ZM54 247H55V249H54ZM185 249H184V248ZM166 248H169V249H166ZM171 248V249H170ZM201 249L202 250V248L203 249H206V253H207V250L209 251V253H211V254H213V256L211 255V256H209V254H207L206 256L204 255V254H206V253H204L203 251H202V254L199 252L200 250L199 249ZM173 249V250H172ZM198 249V250H197ZM167 250H170L168 253H166V251ZM172 250V251H171ZM178 250V251H177ZM196 250V251H195ZM226 252V253H223L224 251ZM229 250V254H227L228 251ZM232 250L234 251V253L232 252ZM55 251V252H54ZM94 251V250H93ZM174 251V252H173ZM176 251L177 252H179V253H176ZM219 251L222 253H219ZM236 251V252H235ZM118 252V253H117ZM184 252V253H183ZM238 252V253H237ZM242 254V256H241V254ZM170 253H172V255L170 254ZM181 253V254H180ZM197 253H198V255L200 254V257L197 255ZM237 253V254H236ZM168 254V255H167ZM180 254V255H179ZM220 254H221V256H223L222 258L221 257H219L220 256ZM228 255V256H226V255ZM230 254H232L233 256V258L231 257V255ZM234 254H236L235 256H234ZM238 254H240V256L243 258V261H242V258L238 255ZM182 255V256H181ZM218 255V256H217ZM229 255H230V258H229ZM99 256V255H98ZM171 256V257H170ZM173 256V257H172ZM181 256V257H180ZM204 256V257H203ZM216 256H217V260L215 259L216 258ZM238 256H239V258H238ZM95 257H97L96 255H95ZM95 257L93 258V260L92 261H94V263H92L91 262V260H90V263L91 264H101V262H98L99 260H100V258H96L95 259ZM203 258V260H202V258ZM208 259H207V258ZM212 258V257H214L213 259H209V258ZM226 257H228L229 258V261L227 260V259H224V258H226ZM233 260H232V259ZM235 258V259H234ZM204 259H206V260H208V262L205 260L204 261ZM221 259V260H220ZM222 259H223V262H222ZM220 260V261H219ZM256 260V261H255ZM101 261V260H100ZM134 261V264H138V263H136V261L135 260H133ZM132 261V262H133ZM214 261V262H213ZM217 261H219V262H217ZM89 263V264H90ZM65 264H67V263H65Z\"/></svg>",
	"mask_w": 264,
	"mask_h": 264
},
{
	"label": "built area",
	"instance_id": "2783aa9c",
	"mask_svg": "<svg viewBox=\"0 0 264 264\" xmlns=\"http://www.w3.org/2000/svg\"><path fill=\"white\" fill-rule=\"evenodd\" d=\"M110 264H126L124 256L121 255H111Z\"/></svg>",
	"mask_w": 264,
	"mask_h": 264
}]
</instances>
